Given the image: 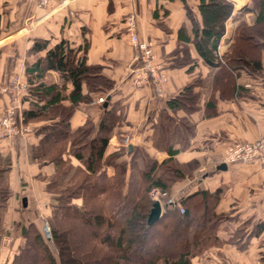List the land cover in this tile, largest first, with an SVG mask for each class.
Masks as SVG:
<instances>
[{"label": "crops", "instance_id": "0c3cea01", "mask_svg": "<svg viewBox=\"0 0 264 264\" xmlns=\"http://www.w3.org/2000/svg\"><path fill=\"white\" fill-rule=\"evenodd\" d=\"M229 1L233 2L234 10L219 44L220 55L231 50L240 23L254 25L259 8V2L257 5L254 0ZM199 3V0H69L66 8L45 9L38 7V0H0V66H3L0 74L5 76L15 66L13 72L17 70L18 77L29 85L20 96L19 133L4 135L0 130V151L10 162L8 182L13 194L12 205L3 218L11 241L2 247L0 264H11L25 245L24 228L31 223L39 225L44 213H51L54 207L46 183L56 173V166L32 156L33 148L42 138L37 130L47 122L25 124L23 111L30 108L27 95L37 83L36 78L26 74L27 67L44 58L49 48L63 40L81 49L79 53L85 54L87 64L97 67L94 76L108 83H98L99 91H90L84 85V92L92 99L81 103L70 119L73 131L89 119L98 128L109 106L115 127L106 155L131 144L133 148H144L159 163L168 158L169 153L153 143L155 125L161 112L168 109V100L194 85L198 94L196 109L191 112L180 109L175 114L195 126L190 145L176 155L178 161L192 166V173L177 181L162 199V215L194 192L216 195L215 201L211 198L216 222L213 223L214 218L210 226L203 227L210 230L202 232L192 244L195 248L192 263L264 264V166L231 163L226 164L225 170L218 168L228 146L264 138V49L259 69L209 66L194 42L185 40L195 36L194 21L202 23ZM131 13L136 14L139 38L153 43L156 57L165 65L167 81L163 96L157 94L152 79L137 84L134 70L141 65L139 50L126 28V18ZM41 40L48 42L47 48L33 50ZM3 76L0 80L7 86L16 73L10 78ZM39 81L66 85L67 95L74 88L71 81H65L53 69L46 71ZM101 96L106 97L104 102L98 101ZM12 102V94L0 87V111ZM63 104L69 106L71 102L65 99ZM127 136L129 142L124 144ZM175 147L180 149L179 144ZM107 173L112 176L115 169L108 167ZM129 173L128 170L127 176ZM221 215L225 218L219 221ZM194 230V226L189 227L190 237Z\"/></svg>", "mask_w": 264, "mask_h": 264}, {"label": "trees", "instance_id": "16d2710c", "mask_svg": "<svg viewBox=\"0 0 264 264\" xmlns=\"http://www.w3.org/2000/svg\"><path fill=\"white\" fill-rule=\"evenodd\" d=\"M199 1L202 23L194 21L195 36L185 40L194 42L204 62L213 67L259 69L262 66L261 49H264V0H254L257 5L259 2L254 25L242 22L236 29V41L231 50L223 55L219 54V44L234 4L229 0ZM188 14L192 15L190 9ZM47 43L45 40L37 41L33 50L47 48ZM79 50L63 40L26 69L29 78H36L37 83L27 95L30 108L23 111V121L25 124L47 122L37 130L42 138L33 148L32 156L55 164L56 173L46 183V191L53 197L56 194L61 196L58 197L59 212L48 216L51 236L44 233L40 224L31 223L24 228L25 245L11 264H21L32 255L36 259L35 264H193L191 258L195 248L192 244L202 232L210 230H203V227L210 226L214 218L213 223L216 222L217 216L212 215L216 195L194 192L167 208L159 220L149 225L154 201L148 191L156 186L170 194L177 181L192 173V166L178 161L176 155L190 145L195 126L175 114L180 109L188 112L196 109L198 94L194 85L185 87L168 100V109L161 112L155 125L153 143L155 147L166 150L170 155L168 158L159 163L144 148L135 147L130 151L125 146L106 155L115 127L109 106L98 128L89 119L76 131L71 129L70 119L75 109L92 99L89 93L84 92V85L90 91H99L98 83L108 84L94 76L98 72L97 67L88 65L85 54H80ZM51 69L59 71L65 81L73 83L74 88L69 95L66 94V85L39 81ZM65 99L70 100L71 105H64ZM177 144L180 149L175 147ZM9 163L0 151V207H5L11 197L9 186L2 184L10 171ZM66 166L69 170L65 169ZM108 167L115 169L112 176L107 173ZM138 174L142 178V183L138 182L140 187L136 185ZM69 175L65 190L57 191ZM224 218L221 215L218 220ZM67 220L68 223L69 220L75 221V227L84 225L94 229L90 241L84 244L85 248L70 247L68 239L74 227L73 224L69 226ZM191 226L195 227L192 237L189 234ZM180 232H183V237L177 239ZM148 244L154 253L147 258H138Z\"/></svg>", "mask_w": 264, "mask_h": 264}, {"label": "built area", "instance_id": "2783aa9c", "mask_svg": "<svg viewBox=\"0 0 264 264\" xmlns=\"http://www.w3.org/2000/svg\"><path fill=\"white\" fill-rule=\"evenodd\" d=\"M69 0H38L40 8H66ZM126 28L130 35L131 41L137 46L139 53L138 58L141 65L134 70L137 84H143L152 79L157 94L163 96L164 84L167 81V73L165 65L158 60L153 51V43L146 40H141L137 34V19L136 14L131 13L126 18ZM29 88L28 83L21 80L18 76L11 79L10 84L3 86L5 92L12 94V104L3 111H0V130L4 135L18 134L21 128L19 124V112L21 109L20 96ZM105 96H101L98 101L104 102ZM126 144L129 142L127 136L124 140ZM222 162L225 164L243 163V164H261L264 166V138H259L253 142H236L228 146L223 154ZM150 198L153 201H161L167 196L159 187H151L149 191ZM184 211V209H182ZM45 233L48 237L51 236L49 225L46 224Z\"/></svg>", "mask_w": 264, "mask_h": 264}, {"label": "rangeland", "instance_id": "374dc122", "mask_svg": "<svg viewBox=\"0 0 264 264\" xmlns=\"http://www.w3.org/2000/svg\"><path fill=\"white\" fill-rule=\"evenodd\" d=\"M241 25V23L239 24V26ZM238 26V27H239ZM2 55H0V57H1ZM15 67V66H14ZM14 67H12V69L9 71V69L7 70V72L6 73H8V74H6L5 76H3L2 74H0V77H6V76H8V78H10L13 74H15L16 73V76H18L17 75V70H16V72H13V70H15L16 68H14ZM0 68H3V66H0ZM13 72V73H12ZM15 77V76H14ZM2 85V86H1ZM0 87H1V90L2 91H4L3 90V83H2V81L0 80ZM124 140H125V138H124ZM258 140V139H257ZM124 144H126L125 142H124ZM223 154H224V152H223ZM222 159H223V155H222ZM67 167V168H66ZM65 167V169L66 170H69L68 168V166H66ZM9 172V171H8ZM6 173V175H5V177H4V179H3V181H2V184H4V185H6V186H9V182H8V178H9V173ZM70 175L69 176H67V178H65L64 179V181L63 182H61V185H59L58 187H57V191H59V192H63L64 190H65V185H66V183H67V180L68 179H70ZM50 179V178H49ZM141 177H140V175L138 174L137 175V178H136V185H137V187H140V183H138V182H141L142 183V181H141ZM138 183V184H137ZM145 186H146V184L144 183L143 184V191H144V188H145ZM10 188V187H9ZM10 190H11V188H10ZM136 190H137V188H136ZM148 191V190H147ZM149 191H150V189H149ZM149 191H148V195H149ZM167 195H169L168 193H166ZM12 196H13V194H12V190H11V197H10V199H9V202H8V204L5 206V207H0V229H1V232H0V257H1V254H2V247L3 246H5V245H7V243L8 242H10L11 241V239H10V237H11V235H10V233H8V231H6L5 230V228H4V223H3V218H4V215H5V213L7 212V209L9 208V206H10V203H11V201H12ZM59 196H61L60 194H56V195H54V199H53V203H54V205L56 206V207H53V210H52V212L51 213H44V216H43V218L41 219V221H40V224H41V226H42V228H43V231H45V229H46V224H48L49 225V228H50V231H51V227H50V225H51V223H50V217H48V216H50L51 214H54V212H59V209L57 208V205H59L60 203H59V199H58V197ZM149 197H150V195H149ZM152 200V199H151ZM79 202H81V200L79 201ZM161 202V201H160ZM98 203V202H97ZM162 203V202H161ZM11 205H12V203H11ZM69 222L70 223H68V220H67V223L69 224V226H71L73 223H75V221H73V220H69ZM64 226L66 225V224H63ZM62 225V226H63ZM73 230H72V236L71 237H69V239H68V241H69V244H70V247L71 248H73V249H75V248H78L79 247V249L80 248H85V245L84 244H86V241L88 240V241H90L89 240V237H90V235H91V232L94 230L93 228H90V227H88V226H84V225H80V226H77V227H75L74 226V224H73ZM45 233V232H44ZM46 234V233H45ZM183 237V232L181 233H179V235L177 236V239H179V238H182ZM83 245H84V247H83ZM154 253V250H153V248L148 244L147 245V247H146V249H145V251H144V253H139V255H138V258H147V257H150L152 254ZM35 261H36V259H35V257L32 255V256H30V258L29 259H26L24 262L22 261L21 262V264H35Z\"/></svg>", "mask_w": 264, "mask_h": 264}, {"label": "water", "instance_id": "95a60500", "mask_svg": "<svg viewBox=\"0 0 264 264\" xmlns=\"http://www.w3.org/2000/svg\"><path fill=\"white\" fill-rule=\"evenodd\" d=\"M128 148H129V150H131L133 148V146L130 144ZM218 168L225 170V169H227V165L225 163H222V164L219 165ZM25 201H26V199H24V205H26ZM162 211H163L162 203L160 201H154L152 209H151V212L149 214L148 224L152 225L157 220H159V218L162 215Z\"/></svg>", "mask_w": 264, "mask_h": 264}]
</instances>
